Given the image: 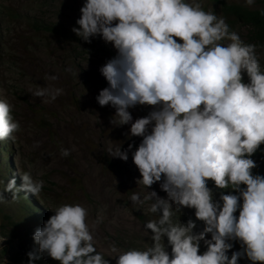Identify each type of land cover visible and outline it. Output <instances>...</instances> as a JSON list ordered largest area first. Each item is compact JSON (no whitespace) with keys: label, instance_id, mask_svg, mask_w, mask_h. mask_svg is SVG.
Here are the masks:
<instances>
[{"label":"clouds","instance_id":"1","mask_svg":"<svg viewBox=\"0 0 264 264\" xmlns=\"http://www.w3.org/2000/svg\"><path fill=\"white\" fill-rule=\"evenodd\" d=\"M244 2L251 7L255 0ZM80 13L79 27L72 31L86 43L99 35L116 49L99 69L107 86L95 99L115 109L113 126L130 125L128 135L142 137L132 152L140 174L136 183L151 189L160 182L166 196L154 190L143 198L132 193L135 205L147 203V211L156 216L143 225L151 244L121 251L112 243L109 255L97 251L87 209L60 205L34 231L38 247L27 253L28 264L43 255L59 264H110L105 257L115 264H239L245 257L264 264V175L253 173L257 163L251 158L264 144V71L256 46L197 0H84ZM30 91L47 98L46 103L63 94L62 88L52 87ZM137 105L152 110L133 120L129 109ZM12 110L0 100V141L15 139L20 129ZM132 147L122 150L119 144L107 151L127 161ZM69 154L61 149L62 156ZM20 177L19 187L15 177L8 180L0 203L4 191L14 200L21 190L41 193L43 180L28 172ZM209 181L227 194L221 191L213 199ZM182 208L194 209L204 225L201 231H194L191 218L181 222L176 214ZM230 241H238L241 250L229 256Z\"/></svg>","mask_w":264,"mask_h":264},{"label":"rangeland","instance_id":"2","mask_svg":"<svg viewBox=\"0 0 264 264\" xmlns=\"http://www.w3.org/2000/svg\"><path fill=\"white\" fill-rule=\"evenodd\" d=\"M197 2L203 10L224 17L230 30L245 43L256 46L264 71V44L251 38V25L230 15L220 1ZM223 2L248 8L258 6L257 0L251 7L244 0ZM83 3L84 0H0V100L13 105V118L20 124L19 131L13 134L15 139L0 141V191L13 177L19 187L20 175L25 172L44 182L38 196L21 190L14 200L11 192H3L0 264H28L27 253L38 247L32 239L34 231L54 214L52 210L63 204H79L87 209V224L98 252L109 255L112 243L121 251L144 249L151 244L143 225L156 216L147 211V203L135 205L130 197L135 192L143 198L147 190H154L161 197L166 193L160 182L151 189L136 183L140 174L132 152L142 137L128 135L130 125L113 126L110 121L115 109L101 107L95 99L99 90L107 86L99 69L116 55V49L110 42L103 48L99 35L92 44L77 38L72 28L79 27L76 20ZM51 75L58 79H48ZM247 81L245 74L244 82ZM37 87L62 88L63 94L46 103L47 98L31 95L30 90ZM151 110L147 105L129 109L133 120ZM119 144L122 150L133 145L127 161L112 157L107 151ZM61 149H68L70 154L62 156ZM212 191L215 200L221 191L228 192ZM176 215H180L181 222L195 220V232L204 227L203 222L196 220L194 209L182 208L181 214ZM97 220L99 223L93 227ZM206 238L210 239V234ZM230 242L233 248L229 256L232 251L241 250L238 241ZM164 243L170 253L166 237ZM205 250L201 241L199 252ZM105 258L115 264L114 258ZM33 264L59 261L43 255ZM239 264L251 262L245 257Z\"/></svg>","mask_w":264,"mask_h":264},{"label":"trees","instance_id":"3","mask_svg":"<svg viewBox=\"0 0 264 264\" xmlns=\"http://www.w3.org/2000/svg\"><path fill=\"white\" fill-rule=\"evenodd\" d=\"M217 1L221 2L223 8H225V10L230 15H232L236 19H239L245 23L250 24L251 27L253 28L252 33L250 35L252 36L251 38L256 39L258 43L264 44V0H257L258 6L253 7V8L243 7L241 5L239 6V5H234V4H226L223 2V0H217ZM77 38L83 41L80 37H77ZM94 40L95 39L92 38L91 43H88V44H92ZM106 47H108L107 43L104 42L103 48H106ZM251 158L255 160L257 163V167L252 170L253 173L264 175V144L261 145V150H258L257 153H255ZM208 186L212 190H216V191L220 190L214 186L212 181L208 182ZM38 209L41 212V207L38 206Z\"/></svg>","mask_w":264,"mask_h":264}]
</instances>
